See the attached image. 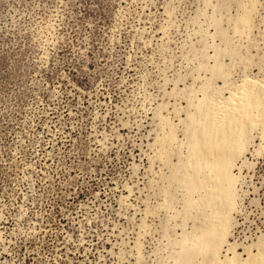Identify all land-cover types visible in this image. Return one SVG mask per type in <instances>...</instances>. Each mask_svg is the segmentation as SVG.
Wrapping results in <instances>:
<instances>
[{
    "label": "rangeland",
    "instance_id": "1",
    "mask_svg": "<svg viewBox=\"0 0 264 264\" xmlns=\"http://www.w3.org/2000/svg\"><path fill=\"white\" fill-rule=\"evenodd\" d=\"M254 1L236 33L247 0H0V264H173L183 234L196 241L169 179L202 85L226 98L247 80L264 96ZM262 127L232 170L220 261L264 253Z\"/></svg>",
    "mask_w": 264,
    "mask_h": 264
},
{
    "label": "bare ground",
    "instance_id": "2",
    "mask_svg": "<svg viewBox=\"0 0 264 264\" xmlns=\"http://www.w3.org/2000/svg\"><path fill=\"white\" fill-rule=\"evenodd\" d=\"M247 1L249 6L243 2L239 5L241 13L236 33L251 22L254 9L250 5L255 7V4H252L254 0ZM220 36L228 47L227 54L236 56L238 53L230 39L224 33ZM229 74L221 65L212 70V77H221L224 83ZM200 88L202 98L194 104L190 101L192 111L189 110L185 120L187 154L184 158L178 156L176 171L169 179L185 191V216L199 231L194 242L188 234H183L173 264H201L203 260L209 264H241L234 257H224L223 261L218 257L226 243L230 214L236 206L238 178L232 170L254 127L262 124L264 136V96L250 82L247 84V80L226 98L221 95L223 87L217 86L214 80ZM175 139L172 126L164 136V142L172 143ZM199 258L202 259L200 262ZM254 264H264L263 252L259 258H254Z\"/></svg>",
    "mask_w": 264,
    "mask_h": 264
}]
</instances>
